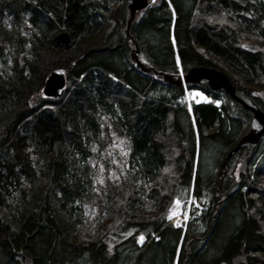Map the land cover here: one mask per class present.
I'll return each instance as SVG.
<instances>
[{
  "label": "trees",
  "instance_id": "trees-1",
  "mask_svg": "<svg viewBox=\"0 0 264 264\" xmlns=\"http://www.w3.org/2000/svg\"><path fill=\"white\" fill-rule=\"evenodd\" d=\"M128 18L126 0H0V264H264V136L227 158L251 113L206 85L180 107L183 86L130 58L218 69L264 112V0H154L127 38ZM56 68L65 92L41 98ZM109 129L127 155L100 185ZM190 196L183 232L166 215Z\"/></svg>",
  "mask_w": 264,
  "mask_h": 264
},
{
  "label": "water",
  "instance_id": "water-1",
  "mask_svg": "<svg viewBox=\"0 0 264 264\" xmlns=\"http://www.w3.org/2000/svg\"><path fill=\"white\" fill-rule=\"evenodd\" d=\"M154 0H126L129 18L127 20V27L125 36L129 37V29L135 19L137 13H141L149 8ZM56 41L64 47H67L70 42L68 32L63 31L56 35ZM130 58L134 66L141 72H152L154 75H160L162 80L168 84L181 86L185 84L206 85L210 90H222L233 102L237 103L244 111L251 113L250 128L246 134L241 136L237 145L231 150L227 158L233 153L237 152L242 145L249 144L256 146L260 143L264 136V112L255 104L253 99L245 94L243 91L236 89L230 79L221 71L215 68L193 67L184 74L183 77L177 75L173 78L167 73L157 72L155 69L146 67L142 59L139 57V50L137 47L131 50ZM67 70L56 68L52 70L45 78L42 95L46 98L59 99L63 96L66 85Z\"/></svg>",
  "mask_w": 264,
  "mask_h": 264
},
{
  "label": "rangeland",
  "instance_id": "rangeland-1",
  "mask_svg": "<svg viewBox=\"0 0 264 264\" xmlns=\"http://www.w3.org/2000/svg\"><path fill=\"white\" fill-rule=\"evenodd\" d=\"M139 57L142 59L143 62H145L143 57H141V55H139ZM132 64H133V62H132ZM180 74H182L181 71H180ZM196 91H198V90L186 89L184 95L181 97L180 100H178L179 106L183 107L185 105L187 107V109L189 110L191 103H194V104L199 103L198 98L196 96L192 95V93H194ZM215 105L217 107H219L220 102L215 103ZM104 136H106V134H104ZM105 138L107 139L106 149L99 152V157L97 159V162H96V156L94 157V162L98 163L97 167H96L97 184H100V185H102L106 181V179L117 180L116 177H119L120 175L123 174L122 173L123 172V170H122L123 163L121 162L119 157H125V155L123 153H125V152L127 153L126 141H124L123 139L118 137L111 129H109L107 136ZM121 141H123L124 143L121 144ZM114 161H115V163H114ZM236 177H235L236 178L235 181L239 182L237 180L238 176H236ZM100 181H103V183H100ZM177 200L181 204L182 222L184 223L185 221H188L189 218H190V220L194 219V221L196 222L197 221L196 218H198L197 216H199L200 213L196 212L193 217L190 214H191V211L195 208L202 210V208L198 205V202L195 201L191 196L189 198L187 197L186 200H184L183 198L182 199L179 198ZM86 212H87V214H91V210H89V209H86ZM167 216H168V213H167L166 217ZM143 242H140L139 238H138L136 241V244L138 246H141L143 244Z\"/></svg>",
  "mask_w": 264,
  "mask_h": 264
},
{
  "label": "built area",
  "instance_id": "built-area-1",
  "mask_svg": "<svg viewBox=\"0 0 264 264\" xmlns=\"http://www.w3.org/2000/svg\"><path fill=\"white\" fill-rule=\"evenodd\" d=\"M172 214L173 218L169 220V222L174 226V227H179L181 224V205L179 203H174V206L170 210L169 215Z\"/></svg>",
  "mask_w": 264,
  "mask_h": 264
},
{
  "label": "snow or ice",
  "instance_id": "snow-or-ice-1",
  "mask_svg": "<svg viewBox=\"0 0 264 264\" xmlns=\"http://www.w3.org/2000/svg\"><path fill=\"white\" fill-rule=\"evenodd\" d=\"M214 22H216L215 20H210V23H214ZM219 23H221V24H223V23H226V21L225 20H220L219 21ZM115 79V78H114ZM192 95H194V96H200L201 95V93H199V92H194V93H192ZM124 142L123 141H121V144H123ZM96 149L95 148H93V151H95ZM124 155H127V153L125 152V153H123ZM114 163H115V161H114ZM165 171H169L168 169H165ZM116 179H119V177H116ZM100 183H103V181H100ZM176 203H179V201L177 200L176 201ZM173 218V215L172 214H170L169 216H168V219H172ZM144 236L143 235H141V236H139V241L140 242H143L144 241Z\"/></svg>",
  "mask_w": 264,
  "mask_h": 264
},
{
  "label": "flooded vegetation",
  "instance_id": "flooded-vegetation-1",
  "mask_svg": "<svg viewBox=\"0 0 264 264\" xmlns=\"http://www.w3.org/2000/svg\"><path fill=\"white\" fill-rule=\"evenodd\" d=\"M45 81V80H44ZM44 84V83H43ZM42 87H43V85L41 86V88H40V96H41V98H45L42 94H41V90H42ZM45 99H50V98H45Z\"/></svg>",
  "mask_w": 264,
  "mask_h": 264
}]
</instances>
